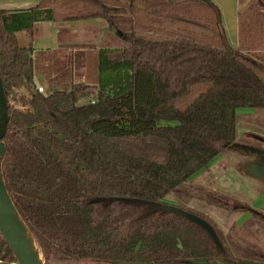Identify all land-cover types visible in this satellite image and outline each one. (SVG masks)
Masks as SVG:
<instances>
[{"label": "trees", "instance_id": "trees-1", "mask_svg": "<svg viewBox=\"0 0 264 264\" xmlns=\"http://www.w3.org/2000/svg\"><path fill=\"white\" fill-rule=\"evenodd\" d=\"M92 18L125 43L98 49L96 84L73 80L84 50H34L15 35L37 22ZM237 20L234 46L213 0H39L0 9L8 104L1 172L44 264L264 263L256 250L228 247L204 217L222 250L194 222L151 208L193 213L170 201L180 196L223 205L190 180L218 156L238 154L231 145L240 116L264 114V7L250 2ZM245 135L264 154V134ZM0 260L15 261L1 234Z\"/></svg>", "mask_w": 264, "mask_h": 264}, {"label": "rangeland", "instance_id": "rangeland-1", "mask_svg": "<svg viewBox=\"0 0 264 264\" xmlns=\"http://www.w3.org/2000/svg\"><path fill=\"white\" fill-rule=\"evenodd\" d=\"M242 1L243 9L254 1L264 6L261 0ZM100 22L105 24L104 20ZM109 31L103 32L99 27L76 30L78 38L73 44L76 48L70 45L69 49L86 51L94 50L96 46L121 47L125 44L115 31ZM98 77L97 62H91L73 73L74 81L82 80L88 84H96ZM36 85L45 89L40 78H36ZM257 116L239 117L238 143L235 145L238 152H245L246 144L252 142L246 137V132L264 134V114ZM160 124L173 125L175 122L161 121ZM238 154L218 156L190 180L193 184L212 191L216 196H221L223 205L216 206L208 203L207 199L188 196L173 197L170 201L181 206L187 205L194 214L207 219L224 238L228 247L235 246L244 253L256 250L264 256V158L257 153H250L247 158ZM244 206L247 209H243Z\"/></svg>", "mask_w": 264, "mask_h": 264}, {"label": "water", "instance_id": "water-1", "mask_svg": "<svg viewBox=\"0 0 264 264\" xmlns=\"http://www.w3.org/2000/svg\"><path fill=\"white\" fill-rule=\"evenodd\" d=\"M8 124V104L0 77V161L5 153V142L3 137L7 130ZM236 144H232V149L244 155L249 156L250 153H257L264 158V154L250 150L247 146L245 147V152H238L235 149ZM125 202H140L143 200L139 199H126L121 198ZM151 208L167 210L175 212L182 217L194 222L201 228H203L212 238L215 245L219 250H222V245L220 240L213 229V227L200 216L183 210L175 205L158 203ZM0 234L6 241L7 245L11 249L15 261H4L0 260V264H44L43 256L41 254L40 248L37 245L35 238L30 231L29 227L21 217L19 211L17 210L10 194L4 184L1 166H0ZM125 264H166V263H139V262H129ZM188 264H215L208 260H191ZM237 264H264L262 262L250 261V260H238Z\"/></svg>", "mask_w": 264, "mask_h": 264}, {"label": "crops", "instance_id": "crops-1", "mask_svg": "<svg viewBox=\"0 0 264 264\" xmlns=\"http://www.w3.org/2000/svg\"><path fill=\"white\" fill-rule=\"evenodd\" d=\"M39 0H0V9H23L34 6ZM220 8L223 24L227 33L229 42L238 45V20L239 11L243 9V1L239 0H213ZM249 1V0H248ZM264 2V0H261ZM248 4V3H247ZM264 4V3H263ZM263 6V5H262ZM264 7V6H263ZM101 19H80L72 21H42L34 24L31 34L25 31H18L15 33L17 42L20 46H31L34 50H53L59 47L69 49L77 40L76 30L84 28L99 27L103 32H110L107 24L100 22ZM103 23V24H102ZM104 26V28H102ZM73 46L72 48H74ZM103 47H111L105 45ZM76 48V47H75ZM99 46L94 47V50L88 49L84 51L85 66L89 63L97 62V54ZM114 48V47H112ZM74 50V49H70ZM84 66V67H85ZM83 67V68H84Z\"/></svg>", "mask_w": 264, "mask_h": 264}, {"label": "built area", "instance_id": "built-area-1", "mask_svg": "<svg viewBox=\"0 0 264 264\" xmlns=\"http://www.w3.org/2000/svg\"><path fill=\"white\" fill-rule=\"evenodd\" d=\"M37 90H38L39 92H43V91H44L43 88H42L41 86H37Z\"/></svg>", "mask_w": 264, "mask_h": 264}]
</instances>
